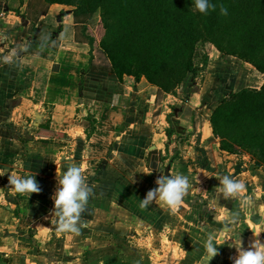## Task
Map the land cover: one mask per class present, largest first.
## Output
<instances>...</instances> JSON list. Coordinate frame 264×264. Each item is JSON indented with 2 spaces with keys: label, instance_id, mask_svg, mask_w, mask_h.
Returning a JSON list of instances; mask_svg holds the SVG:
<instances>
[{
  "label": "crops",
  "instance_id": "crops-1",
  "mask_svg": "<svg viewBox=\"0 0 264 264\" xmlns=\"http://www.w3.org/2000/svg\"><path fill=\"white\" fill-rule=\"evenodd\" d=\"M39 8L38 13L33 11L30 0H0V169L4 170L0 175V264H141L139 254L121 253L116 250L120 248L112 246L115 244L98 250L99 242L95 241L103 238L92 230L101 221H93L92 216H97L95 207L101 209L98 215L104 210L95 206L92 196L91 204H83L75 224L80 234L58 231L54 195L59 188L58 172L67 171V164L74 161L85 165L82 175L86 177L87 165H98L109 144L120 139L118 136L109 140L107 136L123 132L126 116L131 111L137 117L144 104L147 107L140 112L145 115L164 108L166 115L160 119L170 120L172 126L173 131L160 128L158 152L170 151L176 142L182 150L178 140L192 134V146L183 148L184 158L174 175L183 174L180 165L191 160L202 167L197 169L194 192L188 190L184 196L193 197L196 205L201 202L214 213L223 214V234L227 233L230 240L242 236L245 241L240 248L246 250L256 240L264 244V169H257L245 153L222 150L211 126L214 110L229 94L263 86L264 79L254 87L252 80L246 78V71L251 77L253 67L236 57L214 53L209 71L215 66L222 76L212 71L217 77L209 76L213 82L207 94L204 88L184 101L183 95L174 97L172 111L168 107L171 95L160 97L157 88L145 78L137 81L126 76L120 81L109 69L94 67V47L79 41L69 6L41 0ZM3 57H9V63ZM220 77L231 82L225 83ZM88 113L94 117L95 130L93 137L83 141L86 129L76 122ZM196 115L206 121L203 132L195 122ZM85 143L93 145V156L81 159ZM192 149L199 155L196 159ZM184 170L187 174L188 169ZM190 174L188 180L192 184L195 179ZM205 174L208 189L200 185L205 179L198 178ZM16 175H35L41 190L31 194L16 191L9 183V177ZM225 175L229 180L243 181L246 190L239 195H225ZM244 198L250 199L246 207L242 206ZM93 208L95 215L91 213ZM217 219L220 222L221 215ZM117 241L120 242L116 245H127L123 239ZM238 254L239 251L232 261ZM204 258L189 264H204ZM223 262L219 252L207 264Z\"/></svg>",
  "mask_w": 264,
  "mask_h": 264
},
{
  "label": "rangeland",
  "instance_id": "rangeland-1",
  "mask_svg": "<svg viewBox=\"0 0 264 264\" xmlns=\"http://www.w3.org/2000/svg\"><path fill=\"white\" fill-rule=\"evenodd\" d=\"M30 2L32 10L38 13L37 10L40 9L41 0H30ZM69 7L72 11L74 10V7ZM192 7L197 10L195 3H192ZM101 20L102 10L98 9L89 19L86 21L81 20L80 24H76V29L78 36H80L78 39L82 43H89L88 37L96 38L94 45L90 44L96 52L94 67L111 70L108 58L99 47ZM214 53H220L215 44L210 41H199L193 58L197 69L196 73L186 74L182 84L173 92L160 93V97H164L165 94L167 97L168 94L171 95V98H169L171 103H168L169 110L172 109L171 106L174 104L172 103L174 97L183 95L181 99L184 101L204 88L203 92L207 94L208 88H210L209 84L213 82L208 79L209 76L212 79L217 77L212 71L222 76V73L220 74L215 66L209 71L210 58L215 59ZM252 67L251 77H247L250 72L246 71V78H250L253 83L252 86L255 87L258 82L264 79V76L254 66ZM220 78H223L225 83L229 84L231 82L229 78ZM206 83L208 84L206 85ZM157 92H159L158 89ZM81 99H83V96ZM146 107L144 104L139 109L144 110ZM156 109H158V104H156ZM140 110L137 112V117L131 111L129 112L126 116L128 122H126V128L123 132H116L115 135L110 133L107 136V139L110 137L109 140L118 136L120 139L118 138L113 144H109V148L103 153L104 160L98 165H87L84 179L86 185L91 189L89 196H92V200L95 199V206H102L104 210L101 215H98V211L101 209L95 207L97 216L95 218L92 216L93 221H101L99 222L101 224L96 225L95 230H92L94 235L104 239H96L95 242H99L96 247L100 250L107 248V246L109 248L115 246V248H120L116 250H120L121 253L139 254L141 264H189L191 261L203 259L206 256L204 243L211 236L213 243L216 245L217 253L221 252L224 258L222 264H233L232 257L239 251L238 249L245 240L242 239V236L233 238L234 234L230 236L233 238L230 240L226 236L227 233L223 234V232H226L222 224L225 220L223 214L214 213L209 210L206 204L202 205L201 202L196 205L193 203V197L187 198L185 196L182 198V203L175 210L160 201L158 197L146 207H141V200L146 198L147 192L159 187L157 180L161 176H175L177 164H181L184 158L183 148L192 146L189 142L192 134H188L189 138L187 140L181 141L182 150L177 145L176 140L178 139H175L176 143L170 151L166 150L165 153H160L156 148V145L160 143V128L172 131L169 120L160 119V116L164 117L166 115L165 109L160 108L157 112L151 110L152 114L148 113L146 115L141 113ZM170 114V116H173V113ZM197 117L198 115H196L195 122L201 125L203 132L205 126H207L206 121L203 120V117L201 119ZM162 121L163 123H161ZM76 124L84 126L86 129V138L83 141L90 139L91 135L93 137L95 121L92 114L88 113L85 118L78 119ZM168 140L170 139L168 138ZM92 146L85 143V149L80 151L81 159L93 156ZM191 151L193 152L192 157L196 159L199 155H197V152L195 153L194 149ZM195 163L197 161L191 160L189 164L180 165L179 171L183 173L181 175L187 176L189 179L188 176L192 175L190 173L194 174L195 181L192 184L190 183L189 192H194L193 189L197 183V169L202 167V165H196ZM184 168L188 169V175L184 173ZM198 178L205 179L204 182H206L200 185H204V188L208 189L207 174ZM198 199L200 201L201 197ZM89 203L91 204L88 197L87 203L84 204L88 206ZM91 213L95 215L94 208ZM218 215L222 217L220 222L217 219ZM89 234L87 233V235ZM109 237L115 239L111 241ZM117 238L125 240L127 245L123 247L120 243L116 245V242H120L117 241ZM111 252H115V249Z\"/></svg>",
  "mask_w": 264,
  "mask_h": 264
},
{
  "label": "trees",
  "instance_id": "trees-1",
  "mask_svg": "<svg viewBox=\"0 0 264 264\" xmlns=\"http://www.w3.org/2000/svg\"><path fill=\"white\" fill-rule=\"evenodd\" d=\"M46 2L74 7L76 24L102 10L99 47L120 81L126 76L145 78L160 93L173 92L186 74L196 73L193 58L200 40L212 42L223 55L254 66L264 76V0H209L216 7L206 14L193 9L195 0ZM221 5L227 15L221 14ZM87 39L93 46L96 38ZM211 126L222 150L245 153L257 169H264V84L220 101ZM188 138L181 137L180 144Z\"/></svg>",
  "mask_w": 264,
  "mask_h": 264
},
{
  "label": "clouds",
  "instance_id": "clouds-1",
  "mask_svg": "<svg viewBox=\"0 0 264 264\" xmlns=\"http://www.w3.org/2000/svg\"><path fill=\"white\" fill-rule=\"evenodd\" d=\"M195 7L199 12L206 14L208 10H214L216 6L210 3L209 0H195ZM220 12L222 15H227L228 9L221 5ZM9 60V57H3L5 63H9ZM20 167H23V165L21 164ZM83 168L84 165L73 161L67 164V171L62 172V174L58 172L59 188L54 195V205L55 214L59 217L58 231L60 232L80 234V228L75 227V224L79 219L83 204L87 203L91 193V189L86 185L82 175ZM3 174L4 170L0 169V175ZM9 183L20 193L31 194L41 190L35 175L10 176ZM157 184L159 187L149 190L146 198L141 200V207H146L158 197L160 201L175 210L182 203V198L190 187L187 176L180 174L176 176H161L157 180ZM222 185V191L225 195H239L246 190L243 181H237L234 178L229 180L228 175L224 176ZM249 204L250 199L244 198L242 206L246 207ZM82 226L86 227V225ZM204 248L206 250L204 264H207V261L217 254V248L211 236L205 241ZM233 264H264V244L256 240L252 247L247 250L240 248Z\"/></svg>",
  "mask_w": 264,
  "mask_h": 264
}]
</instances>
